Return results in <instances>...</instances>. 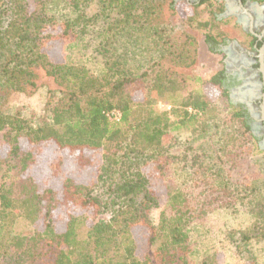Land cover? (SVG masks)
<instances>
[{
	"label": "trees",
	"instance_id": "1",
	"mask_svg": "<svg viewBox=\"0 0 264 264\" xmlns=\"http://www.w3.org/2000/svg\"><path fill=\"white\" fill-rule=\"evenodd\" d=\"M58 1L0 0V98L34 87L36 69L41 68L55 83L48 94L59 100L49 121L36 128L0 112V165L15 158L21 180L17 194L0 192V217L10 222L24 218L35 230L33 236L13 238L2 259L8 257L5 262L9 264L34 263L43 250L50 264H190L189 231L194 221L236 204L251 218L238 232L237 244L249 253L254 243L263 242L264 179L256 176L244 183L232 178L245 154L233 149L239 143L229 145L242 138L241 144L249 146V139L255 137L246 110L229 102L224 69L208 79L174 71L152 74L158 63L150 73L143 67L132 72L127 66L128 44L139 55L147 46L127 43L128 36H135L132 41L138 36L152 38L174 60H183L177 51L169 52L173 38L165 35L166 29L155 25L153 0H86L95 2L98 11L87 19L76 16L72 23L52 10ZM206 1L190 4L194 13L188 20L198 28L208 25L197 22L196 12ZM80 2L70 0V5L78 9ZM222 11L224 5L218 12ZM81 21L92 26L100 23L95 51L102 58L101 76L91 75L82 65L55 60L50 53L56 43L78 37L74 26ZM120 39L125 43L116 52L113 47ZM204 41L219 42L211 36ZM204 85L216 88L226 101L227 119L222 122ZM163 101L171 106L170 113L155 109ZM226 124L233 125L236 134L225 133ZM189 127L198 132L197 138L214 130L208 145L214 153H206L203 146L189 153L168 152L173 133ZM51 145L77 153L81 169H95L89 184L64 180L61 198L79 212H70L60 224L52 215L57 204L49 203L44 210L40 206L44 198L53 197L52 191L38 192L30 173L37 152ZM177 162L185 172L183 180L175 185L165 183L164 208L157 224H152L150 211L159 201L144 166L153 164L161 177ZM106 209L111 210L107 221H93ZM140 227L148 230L142 253L133 234ZM249 258L254 261L250 253ZM201 264L218 263L210 256Z\"/></svg>",
	"mask_w": 264,
	"mask_h": 264
},
{
	"label": "rangeland",
	"instance_id": "2",
	"mask_svg": "<svg viewBox=\"0 0 264 264\" xmlns=\"http://www.w3.org/2000/svg\"><path fill=\"white\" fill-rule=\"evenodd\" d=\"M85 1V2H84ZM201 0H153L151 6L154 8V22L158 27L165 28V35L173 38V46L170 51H177L183 59L181 61L174 60V55L168 54L159 45H154L152 38L143 39L135 36H128L127 43H131L138 47L147 46V50L143 54H135L133 47L129 46V56H127V66L130 70L135 71L137 68L143 67L145 71L150 73L153 64L158 63L151 73L171 72L174 71L180 75L192 77H200L208 79L212 74L219 70L225 69V58L221 51H212L209 45L204 41L206 36L214 37L217 41L226 39L230 44H237L244 51H248L250 47L251 37L246 32L234 16L225 14V11L218 12L220 6L223 5L222 0H208L196 10L198 13L197 22H207L208 25L198 28L195 22H189V17L193 15L190 8L191 3L199 4ZM172 3V4H171ZM257 3V2H256ZM259 4V3H258ZM172 9H171V7ZM58 11L61 20L72 23L76 16L81 19H87L98 11L97 4L93 1L81 0L78 9L70 5V0H60L57 5L52 8ZM100 23L94 26L84 22L76 23L74 31L78 37H67L64 41L56 43L50 48V53L55 60L65 61L70 65H82L88 69L93 76H101L103 73L102 58L95 51L98 43L96 34L99 31ZM80 29L85 32L80 34ZM120 42V43H119ZM124 39L117 40L114 49L119 52ZM227 49L229 48L226 45ZM148 51V52H147ZM185 61V62H184ZM185 63H189L185 65ZM35 86L28 88L25 92H9L0 98V112L5 115L16 117L25 121L28 125L36 128L43 123L49 121L51 109L58 103V96L51 98L48 89H53L55 83L52 78L47 76L41 68L36 69ZM249 83H253L254 78H248ZM206 94L215 104L218 120H222L227 116L226 101L219 97L218 91L214 87L204 85ZM233 88L228 91L229 102L237 105L240 104L246 110L251 134L255 139H249V146L242 145L241 141H235L229 145L237 153H244L241 157V165L234 168L232 178L238 182L248 183L256 176H260V180L264 179V150L261 148L263 138L262 130L258 128L257 109L255 103L249 105L245 102L246 97H242V93ZM256 90V89H255ZM244 95V93H243ZM253 99V98H252ZM251 99V100H252ZM155 109L160 112L170 113L171 106L166 102H157ZM171 119L172 116H171ZM224 119V120H225ZM225 133L236 134L235 127L226 124ZM192 133V135H191ZM214 130L209 129L205 137L198 132L191 131L189 128H181L173 133V141L168 145V152L172 154H181L192 150L199 151V147L203 146L206 153H214L208 145L211 143ZM215 149V148H213ZM258 149V150H257ZM35 153V152H34ZM35 155L34 164L30 169L31 179L37 186V191L44 193L46 190L52 191V196L44 198L40 206L44 210L51 203L57 204L52 215L58 224L64 221L70 212H79L77 207H72L63 202L62 184L66 178H71L74 182L89 184L92 182L95 174L94 167L81 169L78 164L77 153L68 150H60L55 146H50L44 150H40ZM15 158H10L0 165V192L2 190H10L13 194H17L20 186V176L15 165ZM151 182V188L155 191L158 198V207L150 211V221L157 224L160 211L164 208L165 193L164 186L175 185L180 183L184 176L182 164L176 163L169 165L164 176H159L153 164H147L143 169ZM264 187V182H262ZM57 199V203L55 202ZM237 205V206H236ZM228 209H217L206 217L195 220L189 231V263L201 264V262L210 256H215L218 264H264V241L254 243L250 248L251 261L247 260L249 253L244 252L243 247L237 244L238 232L244 230L250 223V215L244 207L236 204ZM111 216V210H103L93 221L97 219L105 220ZM4 221L5 223H3ZM147 229L140 227L133 231L139 253H142L147 242ZM34 228L27 220L16 217L10 220H2L0 217V264H9L5 261L8 257L2 259V253L8 249V245L13 238L29 237L34 235ZM84 235V234H82ZM236 240V242H234ZM238 246V247H237ZM41 257L34 263L27 264H50V258L44 255L41 250Z\"/></svg>",
	"mask_w": 264,
	"mask_h": 264
},
{
	"label": "flooded vegetation",
	"instance_id": "3",
	"mask_svg": "<svg viewBox=\"0 0 264 264\" xmlns=\"http://www.w3.org/2000/svg\"><path fill=\"white\" fill-rule=\"evenodd\" d=\"M224 11L225 14L232 15L235 19L241 23L242 27L245 28L248 35L251 37L250 47L248 51H244L238 47L237 44H230L226 39L219 41L218 43L209 42L208 45L214 51H221L224 54L225 58V69L224 73L226 76L225 83H227L228 91L236 88L237 91L242 85H245L242 91H246L242 97H250L249 90L254 89L251 83L247 80L248 78H254V83L257 84L255 87L256 90L261 92L258 84L261 83V74L259 72V50L264 45V9L260 10V6H263L264 3L257 6L253 2L248 0H239L243 8L247 9L250 17L244 13L237 3V0L234 1H225ZM226 45L229 46L227 49ZM264 57V55H263ZM235 89V90H236ZM249 99V98H248ZM251 102L255 103L256 108H258L260 99L255 97ZM258 128L262 130V137L264 139V132L262 129L261 122H258Z\"/></svg>",
	"mask_w": 264,
	"mask_h": 264
},
{
	"label": "water",
	"instance_id": "4",
	"mask_svg": "<svg viewBox=\"0 0 264 264\" xmlns=\"http://www.w3.org/2000/svg\"><path fill=\"white\" fill-rule=\"evenodd\" d=\"M227 1H234V0H227ZM237 3H239L242 11L250 17L247 9L243 8V6L239 0H237ZM253 3H254V5H257V6L261 5V4H258L256 2H253ZM261 9H264V4H263V6H260V10ZM263 55H264V45L259 50V65H260L259 72L261 74V83H259L258 86H259V88H261V92H259V90H255V87H257V84L254 83L253 86H255V87H254V89L249 90V92H250L249 94H251V95H250V97H248L249 99L246 98L245 102L249 105L252 98L255 99V97H257L258 99H260L259 106H258V108H256L257 113H258V116L256 119L258 122H261L262 129L264 132V57H263ZM244 87H245V85H242L239 88V92L246 93V91H242ZM243 93H242V95H243ZM261 148L264 150V139L261 142Z\"/></svg>",
	"mask_w": 264,
	"mask_h": 264
}]
</instances>
